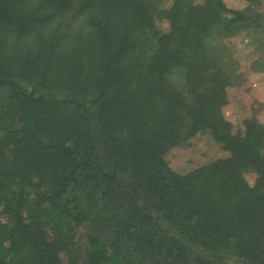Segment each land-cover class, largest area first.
I'll use <instances>...</instances> for the list:
<instances>
[{
  "label": "trees",
  "instance_id": "16d2710c",
  "mask_svg": "<svg viewBox=\"0 0 264 264\" xmlns=\"http://www.w3.org/2000/svg\"><path fill=\"white\" fill-rule=\"evenodd\" d=\"M245 1L0 0V264H264V121L222 110ZM201 133L225 155L174 168Z\"/></svg>",
  "mask_w": 264,
  "mask_h": 264
},
{
  "label": "rangeland",
  "instance_id": "374dc122",
  "mask_svg": "<svg viewBox=\"0 0 264 264\" xmlns=\"http://www.w3.org/2000/svg\"><path fill=\"white\" fill-rule=\"evenodd\" d=\"M224 1L231 8L240 9L246 5L245 0ZM169 3L167 1L163 4L167 6ZM257 10L262 13L264 19V0ZM251 33H238L226 40L234 67L240 73L239 79L227 86V103L222 108L224 116L232 124L233 131H241L243 120L247 118L264 121V30L255 28ZM221 155H225V152L207 133H201L184 146L172 148L168 152V159L174 168L185 172ZM254 177L253 173H246L249 181Z\"/></svg>",
  "mask_w": 264,
  "mask_h": 264
}]
</instances>
